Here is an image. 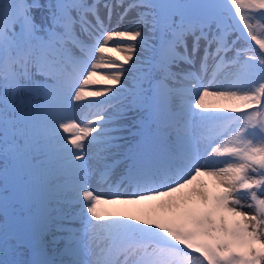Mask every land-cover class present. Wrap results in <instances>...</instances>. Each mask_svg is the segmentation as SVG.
Here are the masks:
<instances>
[{
	"label": "snow or ice",
	"instance_id": "obj_1",
	"mask_svg": "<svg viewBox=\"0 0 264 264\" xmlns=\"http://www.w3.org/2000/svg\"><path fill=\"white\" fill-rule=\"evenodd\" d=\"M101 8L109 24L135 15L118 30ZM255 9L264 0H0V181L25 199L41 189L33 227L0 237L5 257L32 258L0 264H264ZM129 112L138 124L120 123Z\"/></svg>",
	"mask_w": 264,
	"mask_h": 264
},
{
	"label": "bare ground",
	"instance_id": "obj_2",
	"mask_svg": "<svg viewBox=\"0 0 264 264\" xmlns=\"http://www.w3.org/2000/svg\"><path fill=\"white\" fill-rule=\"evenodd\" d=\"M55 2V1H54ZM89 2H91V0H89ZM104 0H101V3H103ZM109 3H114L115 0H108ZM125 3H127V0H125ZM120 11V9H115L114 12H113V15H112V18H111V22L109 24V21L106 17V14H105V10L103 8L100 9V15L102 17H104V23H105V26L106 27H117V29H123L125 27H127V25L129 24V22L133 19V16L135 15V13H129L128 16H126L124 18L123 21L119 20V17L117 15V13ZM249 23H252V24H256L257 21L256 20H250ZM261 23H264V22H261ZM237 24L240 25V28L242 29V23L237 20ZM144 31L147 33V29H144ZM238 33L237 32H232L229 36H228V40L229 42L231 43V41L233 40H236V37H237ZM243 39H240L237 44H236V47L237 48H240V47H246L247 44L246 42H242ZM188 42H189V47L191 46V37L188 38ZM249 43V42H247ZM214 47V46H213ZM201 50H203V41L201 42ZM101 54L97 53V56L99 57ZM234 55V52H229L228 53V56L231 57ZM199 57V56H198ZM105 59H108L110 58L109 56H105L104 57ZM143 58V57H142ZM198 61H199V58H198ZM101 71H107L106 69H102ZM251 110H254V109H249L248 111H251ZM80 115H81V112H80V109L77 108L76 111H75V117L77 119L80 118ZM142 118V113H139V112H129L127 114V119L125 120H122L120 121L121 124H126V125H129V126H133L134 124H138V121ZM134 131L136 130L135 128L133 129ZM124 135H127V133H124ZM130 138L128 139H131V142L135 141L136 139H138V137L136 136H129ZM122 143V142H120ZM5 166V162H0V169H3ZM207 179V182L210 183V187L209 189L212 190V191H217L215 185L209 180L208 177H206ZM90 187L93 191L95 192H103L106 188V186L104 188H101L100 186H98L96 180L93 184H90ZM4 184H3V181L0 182V191H4ZM19 194V193H18ZM40 196H41V189L39 186H36L34 189L30 190L29 192V195H28V198H27V202L29 204H27L26 207L30 206L31 204H35L36 205V208L39 207V202H40ZM24 197H19V200H22L24 202ZM249 201H245V203H248ZM23 205V204H22ZM125 206H117L118 209H123ZM25 207H21V209H24ZM21 209H19V212H21ZM246 212H249L250 214L254 212V209H251V208H245L244 209ZM35 215V213H26L25 209L24 211H22L21 213V217L23 219H25V221L28 223L29 227L32 228L33 225L35 224V221L33 220V216ZM57 236L61 235L60 233H56ZM45 240L48 243V248L50 249H47L48 250V253H52L53 252V249H62L64 247V243L63 241H60V243L56 244V245H53L50 243V241L52 240V236L51 234H49L47 237H45ZM2 252V251H0ZM26 256H27V253H26ZM13 255L11 252H9L8 256L5 257L7 259H13ZM17 257H20L21 260L23 258V255H19ZM202 259V257H201Z\"/></svg>",
	"mask_w": 264,
	"mask_h": 264
},
{
	"label": "rangeland",
	"instance_id": "obj_3",
	"mask_svg": "<svg viewBox=\"0 0 264 264\" xmlns=\"http://www.w3.org/2000/svg\"><path fill=\"white\" fill-rule=\"evenodd\" d=\"M54 1H55V0H52L53 3H54ZM28 2L31 3V0H28ZM48 2H49V0H40V3H43V4H46V3H48ZM229 6H230V5H229ZM230 7H231V6H230ZM246 11H248V10L241 9V12H246ZM254 11H255V13H258V12H260V11H264V9H255ZM33 14H34L35 17L37 18V20L40 19V16H41V12H40V11H38V10H34V13H33ZM237 20H238V18H236V22H237ZM244 41H245V40H244ZM249 41H250V40H249ZM250 42L252 43V46H253L254 48H256L257 51H259L258 46L255 45L254 42H252V41H250ZM0 158H1V159H0V162H3L4 159H3L2 157H0ZM9 187L11 188V186H9ZM3 196H5V195H2V196H0V197H3ZM8 197H9V203H8V204L15 203L16 200H18V198L16 197V194H14V193L12 192V190L9 191V193H8ZM15 205H16V203H15ZM16 213H17V211H16L15 207H12L10 210H7V217H6L5 214H4V211L0 209V220H4V221H3V222H4V225L7 223L8 227H10V221H11V219H12L14 216H16ZM2 231H4V230H2ZM192 254H193V255H199L198 253H192ZM205 264H207L206 261H205Z\"/></svg>",
	"mask_w": 264,
	"mask_h": 264
},
{
	"label": "water",
	"instance_id": "obj_4",
	"mask_svg": "<svg viewBox=\"0 0 264 264\" xmlns=\"http://www.w3.org/2000/svg\"><path fill=\"white\" fill-rule=\"evenodd\" d=\"M16 221L14 222V227H24V223L20 220L15 219Z\"/></svg>",
	"mask_w": 264,
	"mask_h": 264
}]
</instances>
